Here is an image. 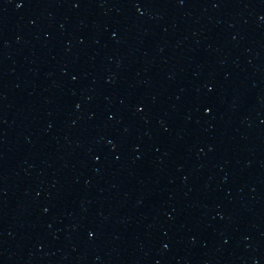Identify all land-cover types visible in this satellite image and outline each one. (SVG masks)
<instances>
[{
    "label": "water",
    "instance_id": "obj_1",
    "mask_svg": "<svg viewBox=\"0 0 264 264\" xmlns=\"http://www.w3.org/2000/svg\"><path fill=\"white\" fill-rule=\"evenodd\" d=\"M0 264H264V0H0Z\"/></svg>",
    "mask_w": 264,
    "mask_h": 264
}]
</instances>
